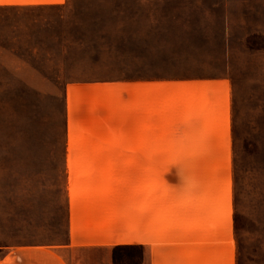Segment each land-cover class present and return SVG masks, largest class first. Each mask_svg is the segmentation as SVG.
Listing matches in <instances>:
<instances>
[{
	"label": "rangeland",
	"instance_id": "obj_1",
	"mask_svg": "<svg viewBox=\"0 0 264 264\" xmlns=\"http://www.w3.org/2000/svg\"><path fill=\"white\" fill-rule=\"evenodd\" d=\"M34 12L46 33L0 35V259L66 242V147L103 145L124 240L71 264H264V0Z\"/></svg>",
	"mask_w": 264,
	"mask_h": 264
},
{
	"label": "crops",
	"instance_id": "obj_2",
	"mask_svg": "<svg viewBox=\"0 0 264 264\" xmlns=\"http://www.w3.org/2000/svg\"><path fill=\"white\" fill-rule=\"evenodd\" d=\"M68 3L69 0H0V8H65ZM79 62L76 60L75 64ZM93 64L99 65L97 62ZM101 117V113L87 109L80 120L91 123ZM112 151L103 145L66 147V242L20 246L5 253L0 264H71L78 251L119 246L117 242L124 240L125 232L117 228L118 216L115 215L124 200L118 183L128 174L124 169L129 162L105 159L104 154ZM73 154H80L84 159L74 161L71 159Z\"/></svg>",
	"mask_w": 264,
	"mask_h": 264
},
{
	"label": "trees",
	"instance_id": "obj_3",
	"mask_svg": "<svg viewBox=\"0 0 264 264\" xmlns=\"http://www.w3.org/2000/svg\"><path fill=\"white\" fill-rule=\"evenodd\" d=\"M47 8H0V35H12L18 37H32L34 35H43L44 32L42 27H37L39 20L43 16L35 15L34 10L40 11ZM44 18V17H43ZM6 37V36H3ZM13 48H8L6 46H0V61L4 59ZM33 51H36L34 47ZM12 54V53H11ZM19 61H24L19 58ZM26 62V61H24ZM237 222V221H236ZM4 246H0L3 248ZM134 250L141 251L140 246H128L124 248H115L114 253L119 250ZM142 255V253H141ZM114 264H140V262L132 261L129 262V258L118 260L113 256Z\"/></svg>",
	"mask_w": 264,
	"mask_h": 264
}]
</instances>
